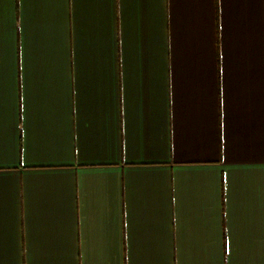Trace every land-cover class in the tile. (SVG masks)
Returning a JSON list of instances; mask_svg holds the SVG:
<instances>
[{
	"label": "crops",
	"instance_id": "0c3cea01",
	"mask_svg": "<svg viewBox=\"0 0 264 264\" xmlns=\"http://www.w3.org/2000/svg\"><path fill=\"white\" fill-rule=\"evenodd\" d=\"M0 264H264V0H0Z\"/></svg>",
	"mask_w": 264,
	"mask_h": 264
}]
</instances>
